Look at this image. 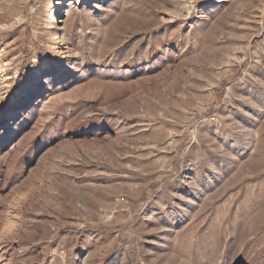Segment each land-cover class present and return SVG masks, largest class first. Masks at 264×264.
Segmentation results:
<instances>
[{
    "label": "rangeland",
    "instance_id": "rangeland-1",
    "mask_svg": "<svg viewBox=\"0 0 264 264\" xmlns=\"http://www.w3.org/2000/svg\"><path fill=\"white\" fill-rule=\"evenodd\" d=\"M0 1V264H264V0Z\"/></svg>",
    "mask_w": 264,
    "mask_h": 264
},
{
    "label": "bare ground",
    "instance_id": "bare-ground-1",
    "mask_svg": "<svg viewBox=\"0 0 264 264\" xmlns=\"http://www.w3.org/2000/svg\"><path fill=\"white\" fill-rule=\"evenodd\" d=\"M106 2H107V0H98V2H97V0H45L44 5H46V11H45L46 12V18L44 19V29H45L46 33L44 36L47 38L49 47L54 46V49L56 51H58V53L60 52L59 54L61 55V57L63 55V58L69 60L71 58L72 50H71V48L68 47V44H67L66 36H67L68 30L67 31L65 30L66 29L65 28L66 21H68L71 18V15H73V13L76 12V6H78L80 4L85 6L83 11L88 17L91 15V13L93 11L100 10ZM220 2H228V0H217V3H220ZM72 5H73V7H71ZM215 9L211 8L208 10V12H205V13L202 12L203 14L200 15V18L201 19L206 18V16L209 15L210 13H213V11ZM170 13L174 17L175 16L176 17L177 16H187L188 15V8H186L182 3H179V5L176 6V9ZM59 18H63L61 20L62 25L60 27H58V25H56L58 22H60ZM89 20H90V18H89ZM201 22H202V20L196 24H201ZM191 28H192V25H191ZM39 64H42V63L40 62ZM39 76H40L39 74L35 75V82H36L35 84H37V82L39 81ZM47 82L50 85L52 82L51 78H48ZM35 84H34V86H35ZM1 116H2V114L0 113V117ZM251 134L252 133L250 131L246 132V136L247 135L250 136ZM223 147H228L231 151H233V153H230V151L228 153V155L231 157L235 156V154H237V155L240 154L239 156H242L244 153V150H245V149H243L242 151L236 150L235 148H233L232 145H229V143L226 142L225 139H222L220 141V143L218 144V148L220 150L221 149L223 150ZM211 167H212L213 171L216 172L215 164H212ZM190 171H193V170L190 169ZM187 180H188V182L186 181V186L189 189L180 191L178 196L180 197V199L185 198L187 205H188V208H189V207H193V205H195V204H197V202H199V200L202 196L201 194H202V190H203V187H202L203 184L199 180H197V178H195V176L192 174L189 175ZM211 182L212 181L207 180V183H205V186L209 187L211 185ZM187 214H189V213H187ZM171 218L173 220L172 221L173 223H171V224H173V227L176 226L177 223H180L184 220L183 218L178 219L174 216H171ZM171 227H172V225H171ZM171 227H169V228H171ZM170 230H172V229H170Z\"/></svg>",
    "mask_w": 264,
    "mask_h": 264
}]
</instances>
